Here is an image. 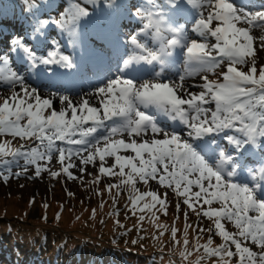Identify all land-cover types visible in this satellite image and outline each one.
<instances>
[{"label":"snow or ice","instance_id":"snow-or-ice-1","mask_svg":"<svg viewBox=\"0 0 264 264\" xmlns=\"http://www.w3.org/2000/svg\"><path fill=\"white\" fill-rule=\"evenodd\" d=\"M54 2L28 6L32 31L38 33L35 39L43 36L47 41L48 29L54 28L74 55L64 54L59 42L46 43L49 50L38 54L27 38L19 37L9 47L29 75H41L49 66H56L49 79L58 75L57 69L74 70L89 82L90 90L79 97L59 91L44 97L25 75L10 67L8 55L0 54V137L26 142L15 148L10 141L0 142V163L10 165L22 159L24 167L15 173L17 177L33 166L36 178L45 172L56 178L59 173L51 168L55 159L66 177L75 179L72 169L84 172V166L98 158L100 174L119 177V184H109V190L128 186L133 193L129 196L133 215L147 210L155 222L156 212H168L166 196L140 192L137 182L155 181L171 189L179 201L178 214L181 203L186 206L183 240L177 239L175 226L170 229L182 264L213 258L217 264H232L233 258L236 264H264L260 185L233 182L238 164L218 142L225 141L239 153L256 147L264 151V56L260 55L264 10L247 11L233 0H61L53 18L42 9ZM125 21L133 22L135 29L126 40ZM177 58L183 61V71L175 81L164 82L165 70ZM196 76L201 83L186 86ZM5 88L10 95H3ZM157 114L178 123L182 130L161 128ZM106 157L114 158V163L106 166ZM11 175L9 168L3 180ZM98 180L94 177L92 182ZM146 197L151 203L141 205ZM112 202L115 206V197ZM190 212L212 221V226L199 232H214L223 243L212 247L209 235L201 245L197 236L190 250ZM95 215L93 209L91 218ZM109 216H119L115 207ZM144 220L141 214L138 221ZM225 221L235 231H229ZM116 225L124 227L118 219ZM155 226L168 231L165 225ZM137 229L143 230L139 224Z\"/></svg>","mask_w":264,"mask_h":264},{"label":"rangeland","instance_id":"rangeland-1","mask_svg":"<svg viewBox=\"0 0 264 264\" xmlns=\"http://www.w3.org/2000/svg\"><path fill=\"white\" fill-rule=\"evenodd\" d=\"M30 3L28 0H0V7L7 6L14 12L24 11L29 9ZM125 24L129 25L125 28L127 37L132 34L135 29L131 21H125ZM50 29L48 33L50 35ZM18 31H10L5 33L0 31V54L8 55L10 58V66L14 67L15 62H20L16 59L15 52L11 51L9 45L13 38H30L29 46H35V51L38 54H45L47 50L45 44H55L59 42L61 50L71 55L73 52L71 47L67 46L65 38L57 31V34L50 37L47 41L43 39L38 40L37 45L31 41V32H22L17 35ZM5 35V36H4ZM36 37V36H35ZM34 37V38H35ZM55 50L53 47L50 50ZM264 56V52L260 53ZM21 63V62H20ZM257 63H260L258 59ZM24 64V63H23ZM26 67V65H25ZM159 71V67L156 68ZM183 71V61L181 58L175 60L174 66H171L165 70V73L177 79L178 73ZM50 71V75H51ZM23 75H26V71ZM34 75L29 79V85L36 87L39 90H43L39 82L31 83ZM210 79H216V76L209 77ZM165 81V80H164ZM201 83L199 76L188 79L186 86L190 87L193 84ZM48 84L45 86L48 89ZM18 90V89H17ZM192 91H199L196 88H190ZM3 95H10L8 90L2 89ZM40 92V91H39ZM44 97H47L44 95ZM3 102L2 96H0V103ZM57 103L54 102V106ZM10 141V147H19L24 144L25 141L18 138L12 139L11 137H0V142ZM19 142L21 143L19 145ZM219 143H226L223 140H219ZM27 143H31L30 141ZM227 144V143H226ZM261 151L258 147L253 148V156L260 155ZM241 157L242 152H237ZM121 154L127 155L129 153L122 152ZM134 155V154H133ZM260 155L259 157H261ZM3 159L11 160V157H4ZM106 166L114 163V158L106 157ZM262 164H264L262 162ZM24 167V162L21 159L18 163L13 162L10 165L0 163V172L8 175V170L11 168L12 175L10 180L13 183L6 184L2 179L0 180V235L5 234L6 230L20 234L18 235L19 246L23 251V254L29 257L28 261L24 264H149L151 260L147 256H152L150 251L168 253L167 250H174V254L179 255L178 250L174 247L173 243L167 237V235H157L158 241L154 242L152 236L148 237V240H139L136 244H132L133 235L138 238L137 231H130L131 223L140 225L143 232L146 233L154 231L148 229L145 224L149 220L150 214L145 210L144 213L135 215L133 221L128 220L124 213L129 210L126 209L128 201L125 200L123 205H119L124 198H129L131 195L128 186L113 188L115 191L120 192L119 198L111 191H106L104 187L109 184H119V177L117 176H104L99 173V160H94L92 164L84 166L85 171L80 172L79 169L74 168L73 175L75 179H68L66 174L61 171L60 165L54 159L51 165L53 171H57L59 175L56 178L51 177L48 173H42L40 177L36 178L34 175V167L29 166L28 171L17 177L15 173L21 172ZM19 170V171H17ZM113 171H118L114 169ZM128 170L125 169V172ZM32 176V179H29ZM94 177H99V180L92 182ZM56 183L59 186L54 187ZM137 187L140 192L144 191H156L160 193L167 191L164 187L159 186L155 181H150L148 185H144L142 182H137ZM98 193H96L97 191ZM196 190V189H194ZM94 192V193H93ZM69 193H72L70 196ZM172 195L175 194L171 190ZM116 198L117 204L113 206L112 199ZM179 201L175 200V203ZM103 203V209L100 208ZM173 204V203H172ZM171 204V205H172ZM47 205V207H45ZM129 206V205H128ZM182 206V203H181ZM199 206V205H197ZM218 206V205H213ZM119 212V216H109V213L113 211V208ZM131 207V203H130ZM184 207V206H183ZM207 208V205L204 206ZM96 210L95 219H92V211ZM199 210V208H198ZM57 213H59V220L56 219ZM143 214L145 220L143 222L138 221V217ZM46 217V219H44ZM78 217V219H77ZM119 220L120 224L124 227H118L116 220ZM162 220L166 223L169 221V215H162ZM172 227L175 226L179 231L177 233V239L181 240L180 234L184 229L182 221L179 222L175 215L172 219ZM103 221V223H101ZM193 221V217L188 218V225ZM153 222V220L151 221ZM226 222V221H225ZM184 223V219H183ZM198 224V228L207 229L212 226V221L207 218L200 217L194 224ZM170 224V222H169ZM165 225V224H164ZM226 228L229 231H235L231 224L225 223ZM126 227L128 229L126 230ZM137 227V226H136ZM125 230V231H124ZM164 233L166 232L165 230ZM128 232L127 235L123 233ZM131 232L133 235L129 234ZM155 232V231H154ZM206 232V231H205ZM156 233V232H155ZM192 237V231L188 235ZM111 235H114L117 239H110ZM145 234H143L144 236ZM210 235V233H208ZM213 242L216 241L214 232L212 233ZM120 236L122 240L118 239ZM207 236L205 237V240ZM113 240L116 243H113ZM223 241L220 242V244ZM219 244V245H220ZM190 245V244H189ZM203 245V244H202ZM135 246V247H134ZM253 250L258 251L255 246ZM4 245L0 244V248ZM190 249V246H189ZM53 258V263H50V257ZM163 258V256H162ZM145 259L144 263L141 260ZM161 258H157L160 260ZM167 258L164 259L166 261ZM233 262L236 264V258H233Z\"/></svg>","mask_w":264,"mask_h":264},{"label":"bare ground","instance_id":"bare-ground-1","mask_svg":"<svg viewBox=\"0 0 264 264\" xmlns=\"http://www.w3.org/2000/svg\"><path fill=\"white\" fill-rule=\"evenodd\" d=\"M245 7L247 8V11L264 10V0H249L248 4ZM55 67L56 66H49V68L45 71V75L47 73H50V71H52ZM11 68L14 70H17L18 72H20V74H24L26 67L22 62L21 63L15 62L14 67H11ZM60 71H61V69H57L58 75L52 79H49L50 75L44 76L45 80L51 82V85H49L48 89H46L44 86V84L46 85V83L43 82V86H42L43 91L39 90L40 94L42 96L45 95L48 97L50 92L59 91L63 94L69 95L71 97H76V96L79 97L80 95H83L84 93H86L87 91L90 90V85H88L87 88L82 87L83 78L81 76H79L77 78V80L81 81V84L78 87H71L70 92L68 93L67 85L69 84V86H70V82H71L70 78L73 79L72 74L68 73V71H65L63 73H60ZM36 76H38V75H36ZM40 79H42V76H40ZM163 79L165 80L164 82L175 81L174 77L167 74V73H164ZM27 81L29 82L28 78H27ZM54 102L57 103V105H55L54 107H56L58 109L59 108L58 102H56V101H54ZM93 103L95 104V101H93ZM165 125L167 126V128L174 129L177 132H180L182 130L178 123H175V125L173 127L168 125L167 123L159 124V126L161 128H163V126H165ZM220 146L222 148L226 147L225 144H220ZM229 153L234 154V156H233L234 161L238 164L237 183L246 184V185H249L250 187H252L251 184L248 182V180H246V177L244 176V174L238 175V172H240L242 170L256 169L258 163L251 160L249 152H244V155L241 158H238L239 156L237 155L236 152L232 151V148H230ZM263 160H264V152H263L259 162H261ZM261 166H264V164H262ZM256 174H259L258 171L256 172ZM259 177L261 178V176H259ZM232 179H233V182L236 183L235 177H233ZM262 181H264V180H262ZM259 185H260V187L261 186L264 187V182L259 183Z\"/></svg>","mask_w":264,"mask_h":264},{"label":"trees","instance_id":"trees-1","mask_svg":"<svg viewBox=\"0 0 264 264\" xmlns=\"http://www.w3.org/2000/svg\"><path fill=\"white\" fill-rule=\"evenodd\" d=\"M131 221H133V220H131ZM136 226H137L136 223H131V225H130V231H133V230L134 231H137L138 232V236H143V234H145L143 236L145 240H148V237L149 236H152V235H155L156 236L157 235L154 231H152V232L146 231V233H144L143 231H138V229H137ZM127 229H128V227H126V230ZM19 234H20L19 232L13 233V232H10V231L6 230L5 235L2 234L0 236V238H4L5 239V242H3L2 245H5L7 243L8 244V248L10 249V251H11V249H17V247H18V249L22 250L20 248V246H19V243H18L19 240H20V238H18V235ZM129 234L133 235L131 232H129ZM122 237L123 236H120L118 239L122 240ZM110 239H117V238L114 235H111ZM132 240H138V238L133 235ZM148 241H150V240H148ZM138 242H140V241L138 240ZM190 250H191V247H190ZM150 252H151V254L155 255L156 258L157 257L160 258L162 256H163V258H161L160 260H157V259H155L152 256H147L148 259L151 260V262L149 264H182V261L180 260L179 255L174 254V252H175L174 250H167L168 253H166V252L165 253H163V252L160 253V252H153V251H150ZM19 257H21V256H19ZM165 258H167L166 261H164ZM26 259L28 261L29 258H26ZM26 259L25 258H22L23 263H26L27 262ZM50 259H51L50 260V263H53L52 256L50 257ZM196 259H197V256L196 255H194L193 257L190 258V260L193 261V262ZM144 261H145V259L144 260L142 259L141 260V263H144ZM201 264H217V261L215 260V258H213V259H205V260H203L201 262Z\"/></svg>","mask_w":264,"mask_h":264},{"label":"clouds","instance_id":"clouds-1","mask_svg":"<svg viewBox=\"0 0 264 264\" xmlns=\"http://www.w3.org/2000/svg\"><path fill=\"white\" fill-rule=\"evenodd\" d=\"M238 166V165H237ZM255 179V177H253Z\"/></svg>","mask_w":264,"mask_h":264}]
</instances>
